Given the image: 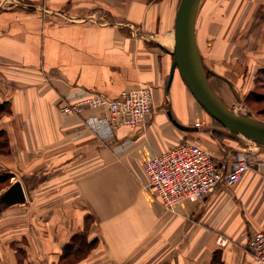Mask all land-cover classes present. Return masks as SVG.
Listing matches in <instances>:
<instances>
[{
    "label": "crops",
    "instance_id": "1",
    "mask_svg": "<svg viewBox=\"0 0 264 264\" xmlns=\"http://www.w3.org/2000/svg\"><path fill=\"white\" fill-rule=\"evenodd\" d=\"M17 1L21 5L0 0V104L9 103L12 112L0 120L12 151L8 158L0 156V172L29 177L19 181L29 198L15 205L27 217L15 226L20 230H12L16 252L27 254V264H57L91 216L90 241L105 238L109 249L101 247L98 255L103 256L87 264L127 263L145 240L154 249L136 264H214L218 255L222 264H250V249L240 245L244 222L230 203L233 188L221 185L205 200L185 202L168 213L143 171L149 153L202 139V127L195 123L206 121L177 70L168 86L174 63L173 9L162 15L165 0ZM226 2L203 24L206 37L214 41L211 58L219 65L243 50L264 59L258 50L264 41V0ZM198 23L205 70L226 104L223 95L236 93L233 79L226 68L205 64ZM203 41L210 40L203 36ZM139 86L153 90L154 112L145 127L120 129L112 142L83 132V115L60 111L66 99L97 94L115 100ZM169 113L188 129L176 127ZM205 150L225 172L238 154L248 151L220 159L217 152ZM259 224L264 230V214ZM220 237L226 246L219 244ZM12 252L2 257L18 264Z\"/></svg>",
    "mask_w": 264,
    "mask_h": 264
},
{
    "label": "rangeland",
    "instance_id": "2",
    "mask_svg": "<svg viewBox=\"0 0 264 264\" xmlns=\"http://www.w3.org/2000/svg\"><path fill=\"white\" fill-rule=\"evenodd\" d=\"M216 0H203L201 3V8L199 10V16H198V29L200 34V42H201V48L203 52V58L205 61V64L213 67L210 63H215L214 68L221 69V70H227V75H231L233 79V84L235 85V96H231L232 93H227L223 95V98L226 102V104L229 106L230 109L235 111L236 113L240 115H252L254 118L264 122V98L262 99H256L253 97H249V94L257 90L258 92L262 93L264 96V86H259L261 81H257L258 72L262 70V67H264V59L262 56H258V53L253 54L251 56H247L244 51L238 52L233 57L221 60V63L218 65L216 64V60L211 58V51L213 49L214 41L212 38L206 37L205 35V24L207 20L210 18L212 20V15L209 13H212L215 8L217 7V10L219 11L218 7H221V5L226 0H218V3H215ZM181 0H165L163 2V9L160 10L162 12V15L164 14V11L168 9H173V16L176 17L179 5ZM164 3L166 8L164 7ZM167 3V4H166ZM167 9V10H168ZM258 9H260L258 7ZM159 12V14H161ZM103 21H109L107 18L102 19ZM214 22L218 21L213 19ZM167 22V21H166ZM175 26V19L173 23V27ZM263 32L261 34H264V24L262 26ZM174 31V30H173ZM150 36V35H149ZM203 36L210 41L206 43V41H203ZM174 37V36H173ZM150 38H152L150 36ZM174 41V38H173ZM253 41L250 42V45H252ZM207 44V45H206ZM254 48V47H253ZM259 51H264V41H262V44L260 46ZM264 53V52H263ZM211 78L210 80H212ZM239 82H242L243 85L239 86L237 85ZM197 108L201 110L205 115L204 124L202 126L201 136L202 139L194 140L192 142H196L199 145H201L203 148L210 151L217 152L216 158H223L230 156L232 159L234 155L239 150H248L253 151L255 160H264V147L259 146L258 144L253 143L252 141L236 135L234 133L229 132L225 128L218 125L197 103ZM12 112L7 113L4 117H7L8 115H11ZM3 117V118H4ZM1 118L0 120H2ZM9 139L8 133H6ZM204 138V139H203ZM225 150L226 152H224ZM12 155L11 151V144L9 140V147L8 150L5 152H1L0 156H3L4 158H8ZM217 160V159H216ZM215 160V161H216ZM229 161V159H226L225 163ZM217 162V161H216ZM7 173V172H0V174ZM8 174V173H7ZM12 174V173H11ZM18 176V175H17ZM14 174L10 178L5 179L4 182H0V197L12 186L13 183L16 181H28V176H20L17 177ZM19 178V179H16ZM233 187V189H230V203L231 205H234L236 209H238L239 215V221L241 223L244 222V229L242 232L239 231V236L242 239L240 242V245L245 247L247 251H249V245L251 238L253 234L257 230H261L262 226L259 224V222L263 218L264 214V170L261 169H255L251 168L249 172L246 174V176L243 178V180L236 185V188ZM29 192L27 193V198H29ZM160 200V199H159ZM20 206L24 204H18ZM20 206H11V207H2L0 211V259H2V255L6 254L8 251H13L12 254L16 251L19 252V249H17L14 245V242H11L10 239L14 236L12 234V230L17 231L20 230L19 228H15V226L21 225V222L26 221L27 217H22V211L18 208ZM17 209V210H16ZM165 209V208H164ZM166 212H169L165 209ZM238 223L237 226H239ZM263 225V223H262ZM22 226L24 228H28L30 224L23 223ZM243 225L241 224V227ZM91 228H93V219L91 216H87L85 219L84 224V230L80 234L74 235L70 242L71 246L73 247L72 253L68 252V248L63 251V253L60 255L59 260L57 261V264H83L88 263L92 260V258H101L103 254L98 255V251H101V247L108 250V241L104 238L102 240L94 239L96 240L95 245L92 248H89L87 245L91 243L90 241V232ZM101 230H98V234L103 237V233H101ZM246 235L243 240L242 236L240 234ZM87 239V242L84 240L83 242L86 243V246L82 247V253L80 252L79 255H77L76 250L78 247H80L79 241L82 239V237ZM74 238V240H73ZM145 240L143 243H145V246L137 247L133 253L131 254V260L119 263V264H136L138 260H141L143 256L147 255L150 251L154 249L152 246L153 244H149V242H146ZM22 242V241H21ZM75 242V244H73ZM17 242L16 244H18ZM83 245V244H82ZM246 245V246H245ZM245 250V251H246ZM68 252V253H67ZM75 253V254H74ZM27 255V254H26ZM26 255L23 253H15V256L18 260V264H27L26 261ZM98 255V256H97ZM93 258V259H94ZM136 258V259H135ZM0 264H8L7 261H5V257L3 258V261L0 262ZM103 264V263H100ZM109 264V263H104ZM117 264V263H112ZM248 264V262H247ZM250 264H256L253 260L250 261Z\"/></svg>",
    "mask_w": 264,
    "mask_h": 264
},
{
    "label": "built area",
    "instance_id": "3",
    "mask_svg": "<svg viewBox=\"0 0 264 264\" xmlns=\"http://www.w3.org/2000/svg\"><path fill=\"white\" fill-rule=\"evenodd\" d=\"M12 5L21 3L12 0ZM43 11L49 13L45 8ZM133 30L136 34L137 30ZM62 103L60 111L64 115H83V132L88 131L104 142H112L120 129L145 127L154 112V93L148 86H139L124 91L115 100L97 94H82ZM202 126L201 122L195 123L196 128ZM251 168L264 170V160H255L253 151L249 149L238 154L236 161L225 172L211 154L191 141L181 142L162 153L151 152L143 161L150 189L156 193L162 206L172 213H176L179 205L185 202L205 200L221 185L235 187ZM218 242L221 246L228 244L222 237ZM249 249L255 263L264 264V230L253 234Z\"/></svg>",
    "mask_w": 264,
    "mask_h": 264
},
{
    "label": "water",
    "instance_id": "4",
    "mask_svg": "<svg viewBox=\"0 0 264 264\" xmlns=\"http://www.w3.org/2000/svg\"><path fill=\"white\" fill-rule=\"evenodd\" d=\"M202 0H181L174 26V47L171 55L174 63L168 86L177 70L198 105L223 128L264 147V122L252 115H240L230 109L213 90L205 70L196 38V24ZM172 123L180 129H188L169 113ZM27 201L21 182H15L0 197V205L9 207ZM1 210V207H0Z\"/></svg>",
    "mask_w": 264,
    "mask_h": 264
},
{
    "label": "trees",
    "instance_id": "5",
    "mask_svg": "<svg viewBox=\"0 0 264 264\" xmlns=\"http://www.w3.org/2000/svg\"><path fill=\"white\" fill-rule=\"evenodd\" d=\"M207 75H208V78L210 79V74L207 72ZM257 81H261L262 83L259 84V86H264V69L260 70L258 72V76H257ZM259 88H264V87H259ZM249 97H253V98H256V99H262L264 98L263 94L258 92L257 90H254L252 91L248 98ZM11 112V106L9 103H3V104H0V119L3 118L5 115H7V113H10ZM214 120V119H213ZM215 121V120H214ZM218 125H220L217 121H215ZM221 126V125H220ZM222 127V126H221ZM7 132L5 131H0V153L1 152H5L6 150H8V147H9V139H8V136L6 134ZM12 176L11 173H3V174H0V182H4L5 179L7 178H10ZM1 206V205H0ZM2 208V207H1ZM1 211V210H0ZM86 239V236L85 238L82 237V239L79 241L80 243V247L77 248L76 252L77 255L80 254V252L82 251V247L83 246H86V243L83 242L84 240ZM74 240V238H73ZM87 242V239L85 240ZM96 240L92 241L91 243H89V245H87L89 248H92L94 245H95V242ZM73 244H75V242H73ZM83 244V245H82ZM73 250V247L72 246H69L68 247V252H69V255L70 253H72L71 251ZM67 252V253H68ZM74 253V254H75ZM82 253V252H81ZM214 264H222L221 262V255L215 257L214 259Z\"/></svg>",
    "mask_w": 264,
    "mask_h": 264
},
{
    "label": "bare ground",
    "instance_id": "6",
    "mask_svg": "<svg viewBox=\"0 0 264 264\" xmlns=\"http://www.w3.org/2000/svg\"><path fill=\"white\" fill-rule=\"evenodd\" d=\"M0 207H3L2 205Z\"/></svg>",
    "mask_w": 264,
    "mask_h": 264
}]
</instances>
